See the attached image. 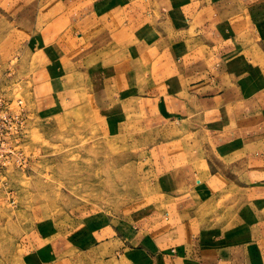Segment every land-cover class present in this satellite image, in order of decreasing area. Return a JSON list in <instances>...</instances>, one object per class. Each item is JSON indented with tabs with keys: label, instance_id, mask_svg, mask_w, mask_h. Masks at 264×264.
<instances>
[{
	"label": "crops",
	"instance_id": "obj_1",
	"mask_svg": "<svg viewBox=\"0 0 264 264\" xmlns=\"http://www.w3.org/2000/svg\"><path fill=\"white\" fill-rule=\"evenodd\" d=\"M17 39L41 88L86 79L101 129L159 120L140 156L158 214L35 219L0 264H264V0H0V48Z\"/></svg>",
	"mask_w": 264,
	"mask_h": 264
},
{
	"label": "rangeland",
	"instance_id": "obj_2",
	"mask_svg": "<svg viewBox=\"0 0 264 264\" xmlns=\"http://www.w3.org/2000/svg\"><path fill=\"white\" fill-rule=\"evenodd\" d=\"M13 40L8 49L0 48V95L8 104L6 119L23 121L17 128L22 154L21 160L0 159V237L21 235L35 219L49 218L50 235H58L79 229L81 215L119 219L114 223L120 229L127 227V216L157 215L149 205L158 203V191L140 156L161 138L159 120L122 119L116 133L101 129L104 113L99 117L93 97L84 93L86 79L72 75L41 88L47 80L36 79V65L25 57L28 50ZM57 71L51 81L62 76ZM65 82L78 89L80 83L81 94L62 95ZM50 91H58L56 98ZM55 102L62 107L51 109ZM146 129L152 131L149 141Z\"/></svg>",
	"mask_w": 264,
	"mask_h": 264
},
{
	"label": "built area",
	"instance_id": "obj_3",
	"mask_svg": "<svg viewBox=\"0 0 264 264\" xmlns=\"http://www.w3.org/2000/svg\"><path fill=\"white\" fill-rule=\"evenodd\" d=\"M0 97V159L15 157L17 160H21L22 153L19 151L21 137L17 128H22L23 121L19 123L18 120L6 119L8 112L5 110H8V104L4 101V97L1 95Z\"/></svg>",
	"mask_w": 264,
	"mask_h": 264
}]
</instances>
